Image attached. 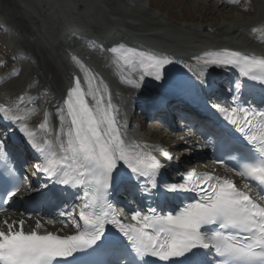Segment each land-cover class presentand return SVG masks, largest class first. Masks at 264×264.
<instances>
[{"label":"snow or ice","instance_id":"snow-or-ice-1","mask_svg":"<svg viewBox=\"0 0 264 264\" xmlns=\"http://www.w3.org/2000/svg\"><path fill=\"white\" fill-rule=\"evenodd\" d=\"M117 55L121 67L139 73V82L146 78L162 81L164 69L173 61L151 52L119 44L110 49ZM204 69L213 66L232 67L241 76L264 84V58L249 57L238 52L206 53L195 58ZM205 72H200L206 84ZM239 90L240 85H236ZM89 91L95 100L90 106L77 79L67 95L66 109H60V155L51 150V142H35V134L23 123L19 131L38 153L44 163L35 165L36 171L47 175L61 186L78 189L79 209H68L60 215L70 220L72 234H57L37 222L35 229L25 230L24 220L3 224L0 228V264H59L74 255L90 257L105 239L109 225L113 226L134 253L137 264L155 257L168 262L174 258L194 256L198 250H211L219 264H264V196L246 183L243 189L233 180L212 173L192 170L180 183L165 185L170 192H195L196 198L176 211L162 212L155 207L132 211L130 220L108 202L113 172L120 164L141 182L142 190L150 192L158 187L157 177L165 167L152 154L149 145H128L117 127L116 116L110 111V98L105 102L98 89L89 81ZM212 109L225 114L226 121L243 134L258 156L254 162L244 163L239 175L256 182L264 191V110L236 106L231 109L210 103ZM4 118L17 121L13 109L0 105ZM68 121L65 129L64 121ZM48 121L40 124L45 130ZM45 144L49 147L46 149ZM167 159H172L167 152ZM10 163L3 141L0 140V167L9 174ZM150 185V187L148 186ZM31 191V189H28ZM20 186L14 187L2 202L16 196ZM49 223H52L50 220ZM214 226V227H213ZM109 258L119 255L118 248L106 249ZM86 264H113L112 259H88ZM119 264H128L126 257Z\"/></svg>","mask_w":264,"mask_h":264},{"label":"bare ground","instance_id":"bare-ground-1","mask_svg":"<svg viewBox=\"0 0 264 264\" xmlns=\"http://www.w3.org/2000/svg\"><path fill=\"white\" fill-rule=\"evenodd\" d=\"M234 1L237 0H215L212 8L213 10L215 8L217 9V12L220 13V17L234 19L237 17L233 16L232 11L225 10L226 7H230L228 3H233ZM258 3H261L259 13L252 7L247 6L243 10L246 16L243 15V19L234 20L231 26H227L228 29H226V31L221 22H216L218 20L217 18H214L215 21L213 25H204L205 22L202 21L200 22L201 25H193L194 30L187 31L183 28L176 29L164 23V18L161 20L159 14L154 12L150 13L151 17L149 22H142V25L126 20L121 21L122 19L117 18L118 16L116 19H112L109 13L113 12L104 4H99L96 0L86 1L83 9H81L82 4L80 0H4L3 8L11 12L7 21L8 23L10 22L11 25L13 24V26L22 33L20 36L22 47L33 57L34 62L29 63L30 66L25 77H18L9 81L6 85V91L0 92V102L5 103L6 107H10L15 111L17 116L24 119V116L28 112L24 111L22 107H11L13 103H10L6 96L16 95L22 97L25 93L24 89H26L27 84L35 81L37 92L42 94V101L38 106L44 108L45 111L43 113H31L32 117H36L34 119L36 122L34 127L30 130H35L38 122L44 123L45 120H47L48 125L46 129L41 131L43 133H52L59 136L61 127L60 109H66L65 101L67 95L71 91V88L75 87L77 79L86 84L85 76L87 73L85 70L86 67L89 66L97 74V87L101 93L99 96H103L105 102H107V91H111L115 103L117 104L119 120L125 125L127 118L123 116V106L126 105L125 97L128 95V92H130V97L137 102V100H139V95L143 92L159 93L165 91L176 93L180 90L179 85L173 82L169 77H164L162 81L146 78L144 82H139V73H132L127 71L126 68L121 67L114 54L110 51L108 42L96 33H87L85 28L72 25L65 19V15L70 12H77L79 17H81L86 24H100L103 27L115 29V31L122 27H127L130 30L131 37H123L124 40L133 38L132 40H135V42H142L145 44H152V42L155 41L158 43L163 42L169 46L175 47L177 50L193 48L194 51H199L201 49L208 52H223L224 50H228L240 53L244 51L246 47H254V40L258 41L264 38V3H262L261 0H258ZM148 4L149 8H153L151 2ZM144 5L140 6H142V8H147V5ZM36 9H38V13ZM159 12H161V10H159ZM1 21L0 18V22ZM211 28H213L214 33L207 34V30ZM157 29L159 31L152 32ZM59 31L65 33V37L68 38V43L62 42ZM193 32H195V34ZM237 34L248 37L249 41L245 39L241 41L238 37H235ZM74 35H78L81 38L80 43L76 41L73 42L72 39ZM44 43L48 45V48L43 46ZM151 46L156 48L153 44ZM0 47L4 55L0 58V62L4 64L8 71L7 78L12 77L11 75L13 72L11 71V64L6 60V57L11 54V51L5 49L6 46L3 42H0ZM260 47L264 57L263 41ZM252 49L253 48H248L247 50ZM65 52L69 53L71 57L70 62L65 60ZM17 56L19 59H22L19 54ZM193 58L194 54L187 57L188 61H192ZM201 71L205 73L210 72L208 69H197L196 72L200 74ZM103 72H105V74ZM67 126L68 121L65 120V129ZM147 128H149L150 131L156 130L153 127ZM164 132V138H160V141L162 143H169L170 148L173 149L177 155L178 152H176L173 142L178 134L176 132L167 133L166 130H164ZM132 133L139 136L136 131ZM122 138L125 140V143H127L129 139L126 131H123ZM149 142L150 140H147V143ZM185 144V141L181 140V145L185 146ZM149 146L153 148L152 143H150ZM118 167L121 170L127 168V166L123 164H120ZM16 204H18V209L12 214L13 216L17 215V218H21L18 216H20L19 212L23 214V203L19 201ZM22 217L25 218V226L28 229L34 227L35 222H40L43 226L41 230L52 231L57 234H69L74 231L70 221L67 222V225L59 223L58 220H52L53 222L49 223L42 214H37L32 217H28L26 214Z\"/></svg>","mask_w":264,"mask_h":264},{"label":"rangeland","instance_id":"rangeland-1","mask_svg":"<svg viewBox=\"0 0 264 264\" xmlns=\"http://www.w3.org/2000/svg\"><path fill=\"white\" fill-rule=\"evenodd\" d=\"M32 1V0H31ZM92 1V0H89ZM102 3L107 6V8L116 14L117 16H121L122 21H132L135 20L139 22L138 24H143L144 22L148 21L151 17L150 13L154 12L156 14H159L161 20L164 18V23L171 25L172 27L176 29H186L187 31H192L193 25H201L200 22H205L204 25H213L214 24V18H217L218 20L216 22H221L223 25V28H225V31L227 26H231L232 22L234 20H240L242 17L244 18L245 12H243L244 8H241L240 0L234 1L238 2L237 4L228 3L230 7H226V11H232L233 16L237 17L234 19H227L220 17V13L217 12V9L215 8L213 10L212 6L215 0H143L146 4L148 2H151L153 4V8H143L144 11H140L135 6H130L126 2L122 0H101ZM220 1V0H218ZM3 2L4 0H0V10L5 11L8 13L9 11H6L3 8ZM80 3L82 4L81 9L84 8V0H80ZM242 5V4H241ZM47 6V5H46ZM146 6V5H144ZM253 9H255L252 6ZM161 10L162 13L159 12ZM36 12L38 13V9H36ZM212 13V14H211ZM244 15V16H243ZM248 15V14H247ZM240 16V17H239ZM250 17V16H248ZM204 18V19H203ZM213 18V19H212ZM242 18V19H243ZM9 19V17H8ZM143 22V23H142ZM197 23V24H196ZM199 23V24H198ZM9 24H11L9 22ZM13 26V24H12ZM15 27V26H13ZM138 27V26H135ZM142 27V26H140ZM16 28V27H15ZM17 29V28H16ZM195 34V32H193ZM207 34H213V28L207 30ZM238 37L241 41L246 40L249 41L248 37H245L243 35L237 34L235 36ZM3 43L5 46L8 47L9 50L13 49V46H19L20 42L15 35H13L11 32H3ZM251 41V40H250ZM8 50L7 48H5ZM7 52V51H6ZM8 62V61H7ZM9 63V62H8ZM28 68L24 67L22 71H24V74L27 73L26 70ZM177 127H179L177 125ZM144 131V130H143ZM156 131V132H155ZM150 134L156 133V135L161 136V138L164 135V131H161L160 129L156 130H145L143 134ZM164 138V137H163ZM186 145V144H185ZM185 147V146H184Z\"/></svg>","mask_w":264,"mask_h":264}]
</instances>
